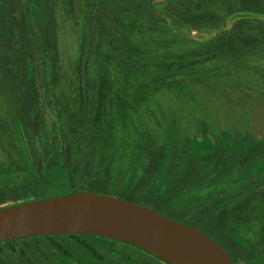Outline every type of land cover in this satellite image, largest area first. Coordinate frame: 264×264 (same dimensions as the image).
I'll return each mask as SVG.
<instances>
[{
	"label": "rangeland",
	"instance_id": "374dc122",
	"mask_svg": "<svg viewBox=\"0 0 264 264\" xmlns=\"http://www.w3.org/2000/svg\"><path fill=\"white\" fill-rule=\"evenodd\" d=\"M24 1L0 0V160L8 159L16 168L23 167L21 145L30 156H41L46 151L42 131L54 140L51 132L55 127V117L44 100L40 55L33 50L26 31ZM172 1L103 0L86 12L84 0H71L73 9L68 16L65 0H47L42 22L34 17V7L28 1L37 44L55 73L48 83L51 107L65 112L78 106L81 68L87 88L98 75L102 77L106 66L110 68L113 81L120 86L118 96L112 93L113 86L105 89L110 96L103 108L104 128L111 135L106 163L108 158L119 159L112 192L123 193L147 177L149 181L157 155L171 135L173 166L188 155L199 157L195 173L200 176L184 179L174 191L177 195L162 203L152 197L150 208L208 234L237 264H264V258L255 257L249 250L264 257V185L223 213L205 214L216 205L212 198L222 199L247 185L262 183L264 158L249 166L241 164L234 175L210 188L195 190L202 182L200 178L209 175V182L215 179L216 168L206 167L202 158L215 151L224 133L234 141L264 140V79L259 73L264 70V47L226 64L223 53L227 48L218 29L224 24L217 10L225 11L230 2ZM129 9L139 19L125 22ZM164 11L182 23L192 24L193 37L170 33L157 19ZM90 14L95 17L90 18ZM206 14H212L216 21L201 24L198 17ZM152 24L158 30L148 32ZM202 25L214 31V38L207 43H202ZM99 56L103 63L97 61ZM201 56L210 60L200 62ZM13 102L24 105L21 109L28 117L27 133L21 126L17 132L12 128ZM190 213L198 215L199 220L187 218ZM49 250L44 239L13 246L1 244L0 264H50ZM100 251L113 264H128L104 249ZM129 255L141 264H158L132 251Z\"/></svg>",
	"mask_w": 264,
	"mask_h": 264
},
{
	"label": "trees",
	"instance_id": "16d2710c",
	"mask_svg": "<svg viewBox=\"0 0 264 264\" xmlns=\"http://www.w3.org/2000/svg\"><path fill=\"white\" fill-rule=\"evenodd\" d=\"M28 1L34 7V17L42 22L46 16L45 5L47 0H25L23 2V14L30 44L36 54L38 52L40 55L42 62L43 83L46 88L44 100L55 117V127L51 132L54 140H50L51 135L42 131L41 137L44 139L46 151L39 157L30 156L26 148L21 145L23 167L16 168L8 159L0 160V208L75 194L80 191L111 195L150 207L149 205L153 203L152 197H157L158 201L162 203L165 198L177 195V192L174 191L182 184L184 179L193 178L194 174L199 177L200 173H195L197 170L195 163L200 159L199 157L195 158L188 155L182 158L178 165L173 166L174 141L172 136L168 135L162 150L157 155L156 166L149 181L147 177L137 185L130 186L123 193L115 194L112 192L115 177L114 167L119 159L108 158L106 163V152L110 147L111 135L104 128L105 112L103 108L105 101L110 96L105 89L113 86L112 93L118 96L120 86L113 81L114 77L110 72L111 69L106 66L102 77L98 75V79L87 88L84 71L81 68V89L78 106L74 110L69 108L65 112L59 111L57 106L54 110L51 107L48 83L49 76L53 77L55 73L49 67L47 54H44L37 44L31 22L32 10L27 6ZM70 1L65 0V12L68 16H71L73 9ZM100 2H103V0H84L85 11L90 12V9L97 7ZM173 2L174 0L170 3ZM224 2H230L228 8L225 11L217 10V15L224 24L218 29L225 41L227 49L224 50L223 56L226 57L225 62L228 64L240 60L251 50L264 47V25L259 24L264 23V0H224ZM134 12L131 9L127 11V14L124 15L125 22L139 19V15ZM93 16L95 17L94 14H90V18ZM211 16L212 14H206L200 15L198 18L201 20V24H210L216 21ZM157 19L164 24L170 33L183 37H193L192 24L182 23L166 11ZM200 28L201 36H203L202 43H207L214 38V31H210L209 28L203 25ZM157 30L156 24L148 26V32ZM164 44L169 45L167 42H164ZM108 52H112L111 48L108 49ZM204 58L208 57L201 56L200 62H203ZM208 59L210 60V58ZM83 60L84 56L82 55L81 61ZM107 60L106 58L105 62H109ZM97 61L103 63L104 59L99 56ZM259 73L264 79V70L260 69ZM15 97H17V94ZM10 106L14 107L13 117L15 120H13L12 126L14 132H17L21 126L27 133L29 123L26 119L28 117L24 115V109H21L24 105L13 102ZM35 114L39 118V113L35 112ZM38 120L39 123L43 121L41 118ZM144 136L148 140L146 133ZM263 158L264 140L258 143L248 141L245 138L234 141L229 134L224 133L216 143L215 151L206 154L202 158L206 167L216 168L215 179L209 182V175L203 177L207 179L200 178L202 182L195 190L202 191L210 188L224 178L234 175L241 164L249 166ZM210 172L209 174H211ZM82 180L86 182L82 184ZM262 185H264V181L262 183L255 182V185H247L238 190L237 193L222 199L219 198L220 196L212 198L216 205L209 209V213L205 212V214L223 213L247 193L259 189ZM186 217L196 219L199 216L190 213ZM42 239L46 240L49 245L50 250L47 253L50 264H113L100 251V248L104 249L107 254L122 259L128 264H141L138 258L133 259L129 255V251L140 254L144 258H149L158 264H168L137 247L91 235L47 236L1 244L13 246L18 242H39ZM249 250L255 257L264 258L256 250Z\"/></svg>",
	"mask_w": 264,
	"mask_h": 264
},
{
	"label": "water",
	"instance_id": "95a60500",
	"mask_svg": "<svg viewBox=\"0 0 264 264\" xmlns=\"http://www.w3.org/2000/svg\"><path fill=\"white\" fill-rule=\"evenodd\" d=\"M65 235L125 243L168 264H236L199 229L111 195L80 191L0 208V244Z\"/></svg>",
	"mask_w": 264,
	"mask_h": 264
},
{
	"label": "flooded vegetation",
	"instance_id": "af4514ba",
	"mask_svg": "<svg viewBox=\"0 0 264 264\" xmlns=\"http://www.w3.org/2000/svg\"><path fill=\"white\" fill-rule=\"evenodd\" d=\"M199 220V217L198 218H196L195 219V221H198ZM213 239V238H212ZM215 241V240H214ZM226 251V250H225ZM227 252V251H226ZM228 253V252H227ZM228 255L232 258V256L228 253ZM232 260L234 261V259L232 258ZM234 263H236L235 261H234ZM237 264V263H236Z\"/></svg>",
	"mask_w": 264,
	"mask_h": 264
}]
</instances>
